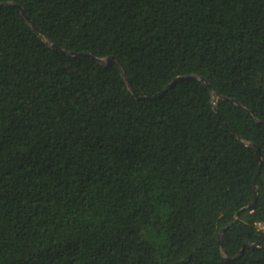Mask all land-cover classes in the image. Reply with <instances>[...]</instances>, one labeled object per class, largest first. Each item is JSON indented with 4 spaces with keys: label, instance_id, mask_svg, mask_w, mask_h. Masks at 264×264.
Returning <instances> with one entry per match:
<instances>
[{
    "label": "trees",
    "instance_id": "obj_1",
    "mask_svg": "<svg viewBox=\"0 0 264 264\" xmlns=\"http://www.w3.org/2000/svg\"><path fill=\"white\" fill-rule=\"evenodd\" d=\"M0 3V264H264V0Z\"/></svg>",
    "mask_w": 264,
    "mask_h": 264
},
{
    "label": "water",
    "instance_id": "obj_2",
    "mask_svg": "<svg viewBox=\"0 0 264 264\" xmlns=\"http://www.w3.org/2000/svg\"><path fill=\"white\" fill-rule=\"evenodd\" d=\"M0 4H2V3H0ZM3 4H8V3H3ZM19 7H20V6H19ZM20 9H21V12L23 13L24 17L28 20L29 18H28V16L24 13V10H23L22 8H20ZM50 45H51V47H52L53 49H55V50H58V51H61V52H65V53L71 54V55H73V56H89V57H91V58L97 60L99 63H101V64H103V65H106V64H109V63H116V64L119 66V64L116 62V60L114 59L113 56H107V57H105V58H99V57H95V56H93V55H91V54L76 53V52H73V51H68V50H65V49H62V48L56 46L55 44H52L51 42H50ZM119 67H120V66H119ZM121 73H122L123 77L125 78L128 87H129L131 90H133V88H132V84H131L130 80L126 77V75H125V73H124V71H123L122 69H121ZM185 77H186V76H177V77H175L174 79H172L167 85H165V87H164L161 91L155 93V94L152 95V96H144L143 98L152 99V98L158 97V96L162 95V94L165 92V90H166L168 87H170L172 84H174L176 81L182 80V79H184ZM201 81H203L207 86H209V84H208L207 82H205V80H204L203 78H201ZM213 96L216 97L217 94H216V93H213ZM214 101H215V100H214ZM214 101H213V104H215ZM249 145H250L251 147H253V148L256 150L257 155H258V158H259V161H260V165H261V163H262V157H261V153L259 152V149H258V148L255 146V144H253V143H249ZM259 171H260V170L257 171V174H258ZM256 177H257V176H256ZM256 177H255V180H254V198H253V200H252V201H251L246 207L242 208V210H244L245 208H247V209H249L250 211H253L254 208H255L256 197H257ZM219 238H220V235H219ZM219 242H220V241H219ZM253 246H256V247H258V246H262V248H264V245H261L260 243H248V242H244L243 245H242L241 250L239 251V253H237V254L235 255V257L239 256V255L242 253V251H243L244 248H246V247H253Z\"/></svg>",
    "mask_w": 264,
    "mask_h": 264
},
{
    "label": "built area",
    "instance_id": "obj_3",
    "mask_svg": "<svg viewBox=\"0 0 264 264\" xmlns=\"http://www.w3.org/2000/svg\"><path fill=\"white\" fill-rule=\"evenodd\" d=\"M255 226L258 230L263 231L264 232V221H257L255 223Z\"/></svg>",
    "mask_w": 264,
    "mask_h": 264
}]
</instances>
